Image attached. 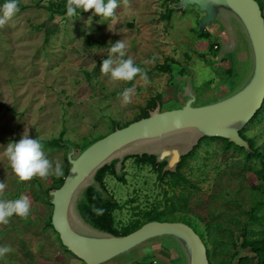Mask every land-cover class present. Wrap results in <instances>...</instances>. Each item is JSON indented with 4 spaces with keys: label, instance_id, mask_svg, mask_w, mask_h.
<instances>
[{
    "label": "rangeland",
    "instance_id": "1",
    "mask_svg": "<svg viewBox=\"0 0 264 264\" xmlns=\"http://www.w3.org/2000/svg\"><path fill=\"white\" fill-rule=\"evenodd\" d=\"M19 1L26 8L0 27V182L6 185L0 200L27 196L31 212L27 217L13 215L8 224H0V247L12 249L0 258V264H86L48 225L54 212L48 191L66 179L71 149L78 153L87 143L109 134L115 121L122 125L133 121L158 95L161 110L180 108L183 82L161 70L167 63L176 61L185 68L197 105L220 99L239 77L247 78L249 46L241 30L229 23V30L239 35L237 56L217 61L212 47L222 38L229 41V31L213 23L200 33L203 14L197 6L176 8L181 0H119L116 16L102 22L93 16L94 10L68 17L62 12L65 0ZM257 1L264 4V0ZM122 40L127 44L125 58H133L146 78L138 75L131 82L114 81L110 74L101 73L109 47ZM148 60L153 62L145 63ZM229 69H234L231 76ZM125 88L135 89L127 105L120 96ZM242 132L264 153V121ZM24 133L41 139L46 156L53 164H62L63 177L19 180L5 153L6 146ZM61 138L64 145L57 146ZM120 157L114 160L117 174L106 177L107 191L96 184L105 197L113 195L121 206L114 213L119 230L153 213L160 221L209 230L212 264H229L237 252L257 261L254 252L241 245L245 234L249 239L264 235V173L255 170L263 168L260 158L248 160L234 146L226 150L224 141L204 138L183 168L190 182L172 189L170 176L161 179L151 165L138 166L136 159L127 156L120 163ZM85 192L81 189L77 195L73 216L84 230L99 232L81 212ZM163 243L165 249L149 252L134 264H183L182 257H176L180 251L174 243ZM171 245L176 251L166 250Z\"/></svg>",
    "mask_w": 264,
    "mask_h": 264
},
{
    "label": "water",
    "instance_id": "2",
    "mask_svg": "<svg viewBox=\"0 0 264 264\" xmlns=\"http://www.w3.org/2000/svg\"><path fill=\"white\" fill-rule=\"evenodd\" d=\"M191 6H197L203 14L199 21L200 33L213 23H219L229 31V41L223 38L220 41L221 49L216 58L219 62L229 55L237 56L239 35L229 30V23L241 30L250 50L248 76L239 78L235 87L220 99L197 105L192 80L181 75L182 67L175 65L174 81L184 83L180 108L164 111L157 108L148 118L117 129L78 153L71 149L68 155L70 170L65 182L51 192L52 225L63 245L86 264H125L128 258L126 264H134L155 251L152 247L165 249L163 240L174 243L180 251L176 252V257H182L183 264H211L202 237L184 222L153 220L128 235L116 236L84 230L73 216V204L80 190L87 191L93 186L102 194L96 185L101 187L96 181L98 171L120 156L122 163L131 152L134 153L129 155L156 156L158 162H166V172H176L183 157L204 138L227 139L251 152L249 142L241 132L264 105V15L261 5L257 0H181L175 7L186 10ZM102 197L107 198L103 194ZM175 247L171 245L166 250L174 252Z\"/></svg>",
    "mask_w": 264,
    "mask_h": 264
},
{
    "label": "clouds",
    "instance_id": "3",
    "mask_svg": "<svg viewBox=\"0 0 264 264\" xmlns=\"http://www.w3.org/2000/svg\"><path fill=\"white\" fill-rule=\"evenodd\" d=\"M119 0H67L66 15L68 17H79L81 12L94 10L93 16H99L103 21H108L116 16L115 9ZM20 11L19 0H3L0 4V27L6 25ZM92 17L87 21V27H91ZM127 44L124 40L112 43L109 47L108 58L103 59L101 73L110 74L114 81L131 82L138 75L146 78L144 70L138 66L134 59L127 56ZM153 60L145 61L152 63ZM135 94L134 88H125L120 96L122 103L127 105L132 102ZM6 156L10 161L11 168L21 181L31 180L33 177L47 178L64 176L63 166L60 162H53L46 156L44 144L41 139L31 138L24 133L19 141L10 142L6 146ZM6 185L0 182V192ZM31 212L30 200L21 195L14 200H0V224H8L13 216L27 217ZM12 249L8 246L0 247V258L10 253Z\"/></svg>",
    "mask_w": 264,
    "mask_h": 264
},
{
    "label": "trees",
    "instance_id": "4",
    "mask_svg": "<svg viewBox=\"0 0 264 264\" xmlns=\"http://www.w3.org/2000/svg\"><path fill=\"white\" fill-rule=\"evenodd\" d=\"M0 2L2 3L3 0H0ZM64 3L66 5L67 0H65ZM19 7H20V9L26 8L24 5H22L20 3V1H19ZM261 8H262V10L264 9V4L261 5ZM62 12H66V6L62 10ZM263 15H264V11H263ZM53 18H54V16H51V19H53ZM212 49L214 50V53L216 52V54L214 56L217 57V55L221 49V43L220 42L216 43L214 45V47H212ZM175 65L181 66V65H179L178 62L175 61V63L172 62L170 64H168V63L165 64L163 67H161V70L164 72L173 73V67ZM233 73H234V69L228 70V74L230 76L233 75ZM180 74L183 76H186L185 75V68L182 67ZM235 85L236 84H234L232 89L235 87ZM161 99H162L161 95H158L156 98H152L148 102L147 106L142 108L140 115L137 118H135L133 121L128 122L125 125H122L119 121H115L114 126L111 129L110 133L116 131L117 129L127 127L128 125H130V124H132L138 120L148 118L152 111H154L155 109H157L159 106L162 105ZM256 120H259V121L256 122L253 120V123L250 122L251 124L249 123L247 128H249L250 126H254V125H257L259 123H262L264 121V105H263L262 109L259 111ZM247 128H245V129H247ZM246 131L247 130H245L244 132L246 133ZM109 134L103 135V136H101V138H98L96 140H93L90 143H87L86 145H84L82 147V150L85 149L88 145L92 144L93 142L100 140ZM241 136L250 143L251 152H248L245 148L239 147V146L235 145L234 143H231L227 139H223V138H208V139H210L212 141H216V140L224 141V143L226 144V150H229L232 146H234L236 149L244 152V154L246 155L248 160H251V159L256 158V157L260 158L261 162L263 164V168L261 170H259V169H255V170L259 173L260 172L264 173V153H262L260 148L255 147V143H254L255 140H253V138H250L248 135L244 136L243 132H241ZM56 144H57V146L64 145L62 138L59 140H56ZM198 147H199V145L189 155L183 157V160L179 164L176 172H170V171L166 172L165 171L166 162H163V163L158 162L156 156H151L148 154L132 155V156H127L126 159L133 157L138 162V166L151 165L154 168V170L158 171V173H159L158 177L161 179H163L167 176H170L171 177L170 187L172 189H175L179 186H182L183 184L190 182L189 179L183 173V168H184V166H186V163L189 160V158L193 157L196 154ZM116 163H117V161H114L112 164L106 165L105 167L101 168L96 175V181L98 183H100L101 187L105 191H107L106 183H105L107 175L108 174H112V175L117 174ZM64 182H65V179L62 181L61 185L56 186L53 189H50L48 192L51 194L52 191L59 189L64 184ZM51 201H52V199H51ZM120 207L121 206L115 200L113 195L110 194L107 198H104V197H102V194L99 193V191H97L93 186H91L85 192V200L82 202L80 209H81V212L83 213V215L85 216V218L97 230L105 232V233H110V234H113L116 236L128 235V234L138 230L139 228H141L147 222H150L153 220L160 221L159 219L154 217L153 213H150V214H146L147 220L135 221L130 226L124 228L123 230H119L116 227L114 213H115V211L120 209ZM48 225L53 226L52 220L48 223ZM195 230L202 237L204 243L206 244V246L208 248L209 258L212 259V251L209 248V241H210L209 230H205L203 228H199L198 230L197 229H195ZM241 248L243 250H248V249L252 250V252H254V254L257 256V261L253 262L252 257H250L248 255L245 256L241 252L240 253L237 252L234 254L233 260H232V262H230L231 264H233L235 261H236L235 264H264V235H262L261 237L249 239L247 237V234H245V238H244L243 244L241 245ZM211 264H212V261H211Z\"/></svg>",
    "mask_w": 264,
    "mask_h": 264
},
{
    "label": "crops",
    "instance_id": "5",
    "mask_svg": "<svg viewBox=\"0 0 264 264\" xmlns=\"http://www.w3.org/2000/svg\"><path fill=\"white\" fill-rule=\"evenodd\" d=\"M177 100H178V99H177ZM175 101H176V100H175ZM178 101H179V100H178ZM171 103H172V102H171ZM174 104H176V103L174 102ZM163 105H164V106H167V105H165V104H163ZM167 109H168V108H167ZM151 249H152V250H160V247H156V248H155V247H152Z\"/></svg>",
    "mask_w": 264,
    "mask_h": 264
},
{
    "label": "built area",
    "instance_id": "6",
    "mask_svg": "<svg viewBox=\"0 0 264 264\" xmlns=\"http://www.w3.org/2000/svg\"><path fill=\"white\" fill-rule=\"evenodd\" d=\"M217 47V46H216ZM149 264H158V262L157 261H154V262H151V263H149Z\"/></svg>",
    "mask_w": 264,
    "mask_h": 264
},
{
    "label": "bare ground",
    "instance_id": "7",
    "mask_svg": "<svg viewBox=\"0 0 264 264\" xmlns=\"http://www.w3.org/2000/svg\"><path fill=\"white\" fill-rule=\"evenodd\" d=\"M105 167V166H104ZM81 226H82V224H81ZM83 227V226H82ZM85 227V226H84Z\"/></svg>",
    "mask_w": 264,
    "mask_h": 264
}]
</instances>
